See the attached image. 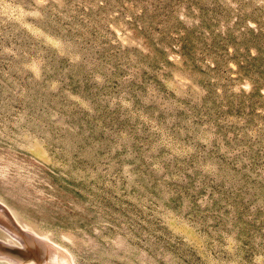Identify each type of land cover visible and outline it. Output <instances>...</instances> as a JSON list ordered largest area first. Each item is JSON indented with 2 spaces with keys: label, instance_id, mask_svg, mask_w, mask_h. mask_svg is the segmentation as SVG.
<instances>
[{
  "label": "rangeland",
  "instance_id": "rangeland-1",
  "mask_svg": "<svg viewBox=\"0 0 264 264\" xmlns=\"http://www.w3.org/2000/svg\"><path fill=\"white\" fill-rule=\"evenodd\" d=\"M0 203L75 264H264V0H0Z\"/></svg>",
  "mask_w": 264,
  "mask_h": 264
},
{
  "label": "bare ground",
  "instance_id": "bare-ground-1",
  "mask_svg": "<svg viewBox=\"0 0 264 264\" xmlns=\"http://www.w3.org/2000/svg\"><path fill=\"white\" fill-rule=\"evenodd\" d=\"M10 212L12 211L0 203V232L7 236L5 241L10 244L14 243L12 239L22 242L19 244L22 255L0 249V259L8 261L9 264H75L72 255L66 249L47 240L49 237L47 239L30 237ZM31 231L30 229L29 232ZM37 237H40L39 234Z\"/></svg>",
  "mask_w": 264,
  "mask_h": 264
},
{
  "label": "water",
  "instance_id": "water-1",
  "mask_svg": "<svg viewBox=\"0 0 264 264\" xmlns=\"http://www.w3.org/2000/svg\"><path fill=\"white\" fill-rule=\"evenodd\" d=\"M19 255H22V254H19Z\"/></svg>",
  "mask_w": 264,
  "mask_h": 264
}]
</instances>
